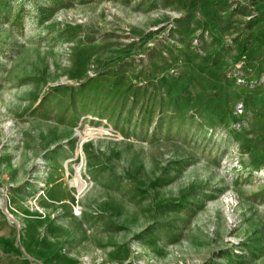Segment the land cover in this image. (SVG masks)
Wrapping results in <instances>:
<instances>
[{"label": "rangeland", "instance_id": "1", "mask_svg": "<svg viewBox=\"0 0 264 264\" xmlns=\"http://www.w3.org/2000/svg\"><path fill=\"white\" fill-rule=\"evenodd\" d=\"M0 264H264V0H0Z\"/></svg>", "mask_w": 264, "mask_h": 264}, {"label": "bare ground", "instance_id": "2", "mask_svg": "<svg viewBox=\"0 0 264 264\" xmlns=\"http://www.w3.org/2000/svg\"><path fill=\"white\" fill-rule=\"evenodd\" d=\"M78 184L80 188H83L85 186V182L82 180V178L79 176L78 178Z\"/></svg>", "mask_w": 264, "mask_h": 264}]
</instances>
